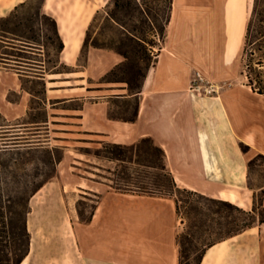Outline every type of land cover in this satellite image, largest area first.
<instances>
[{"label": "crops", "instance_id": "crops-1", "mask_svg": "<svg viewBox=\"0 0 264 264\" xmlns=\"http://www.w3.org/2000/svg\"><path fill=\"white\" fill-rule=\"evenodd\" d=\"M100 1H41L40 13L55 21L63 47L55 53L50 70L45 69V61H39L41 69L36 70L41 73L31 75L14 69V61L0 58L3 122L27 115L31 95L20 81L40 75L45 83L47 121L36 128H44L47 138L46 143L33 145L54 142L66 155L69 147L103 142L130 145L148 137L163 151L165 167L177 187L250 210L253 196L264 191V182L249 185L248 166L256 156H264V95L246 86L239 67L248 0H172L164 39L135 96L133 122L108 115L110 104L133 98L122 84L91 82L121 59L88 47L84 63L79 62L85 31ZM28 2L0 0V17ZM39 46L31 50L42 51ZM59 67L65 70L53 71ZM198 76L214 87L210 94L190 88ZM10 92L18 98L10 100ZM72 102L79 106L57 107ZM26 125L30 124L14 126ZM241 145L247 147L246 152ZM72 159L73 165L89 161L83 155ZM80 179L76 190L81 195L98 194L99 200L90 221L72 228L71 264H178V223L172 199L121 193L92 177ZM35 209L30 207L26 216L29 251L20 264H44L46 257L52 259L50 264L65 263L61 243L67 234L54 216L39 223L30 220ZM81 226L89 227V233H83ZM200 264H264V224L209 247Z\"/></svg>", "mask_w": 264, "mask_h": 264}, {"label": "trees", "instance_id": "trees-1", "mask_svg": "<svg viewBox=\"0 0 264 264\" xmlns=\"http://www.w3.org/2000/svg\"><path fill=\"white\" fill-rule=\"evenodd\" d=\"M39 3V7L40 4ZM150 4L144 0H112L113 9L107 12L108 18L115 22L120 30L121 35L125 39L124 49H117L116 52L120 54L125 61L131 59L128 70L131 72V78H118L112 77L116 69H122L125 65L121 62L110 69L103 76L105 82H124L127 85L129 95H133L135 100V108L132 116L129 118L113 117L110 113V118H117L125 122H133L136 117V95L140 92L141 83L145 76L146 70L152 64L151 55L153 50L156 52L160 48V43L165 36V27L169 21L170 9L172 0H150ZM252 0H248V21L246 25L242 59L245 62L243 74L246 78V86L253 92L264 95V11L257 10V0H253L252 9L250 12ZM28 5V3L15 8L13 12L5 17H0V40L11 43L13 45H6L0 42V50L3 46H9L19 51H32V48H37V33L33 27V16L28 18H19L18 11ZM36 11L34 16H40L44 19L47 25V33L45 39L48 44L56 52L60 51L63 47L62 42L57 33L56 23L48 16L42 15L40 10ZM118 12H121L118 13ZM120 14V15H118ZM137 15L138 23H132L131 18ZM89 41V27L85 31L83 39V46L85 48ZM45 45L42 44L41 47ZM91 47L98 49H106L109 47L98 45L96 42L91 44ZM39 49V48H38ZM7 52L0 51V58H6ZM156 56V54H155ZM14 57V56H11ZM3 62V61H2ZM41 69V68H38ZM41 73V72H38ZM58 73V72H55ZM35 79H29L28 82L35 83L40 87V91L32 88H26L21 84V88L31 95L29 100V110L31 100L34 99L37 104L44 107V93L45 83L41 79L42 76L35 75ZM28 115V112H27ZM30 122L24 124H39L45 123L46 115L39 121H35L31 117ZM0 128V130H15L21 127L14 125ZM26 127V126H25ZM19 131H12L13 133ZM17 134V133H15ZM20 135H11L8 141L17 142L20 140ZM26 146L18 145L19 143L1 144L0 156L6 154L18 155L24 157L29 154L31 150H43L39 146H33L28 142ZM26 147L24 151L19 152L20 148ZM243 152L247 151V147L241 145ZM55 149L46 150L45 157H39L42 164H58L61 161L60 157L50 154ZM50 154V155H49ZM84 154H87L85 152ZM102 156L111 162L118 163L117 169L118 182L110 187L121 193H132L137 195L154 196L159 198H169L173 200L175 213L180 218V223L185 225V231L176 236V245L178 248L177 261L178 264H200L205 251L214 244L224 241L234 235L243 233L255 225L264 224V205H262V194L264 191L259 192V195L253 196V205L250 210L241 209L227 201L217 200L201 195L196 192L189 191L185 188L176 186L171 174L167 171L164 161L163 151L153 144V141L148 138H141L136 143L130 145L106 143L102 145L101 149L94 153V156ZM157 156L158 162H155L152 167L159 170L160 174L151 179V189L146 187L145 183L137 178H134L130 172V165L133 164L135 159L150 162V160ZM261 159L264 156L258 155ZM254 160V159H253ZM253 160L248 162L250 167ZM137 164H140L137 162ZM48 178H44L38 183L31 191L30 197L35 194L46 182ZM202 202V203H200ZM203 204L208 211L218 212L222 210L226 212L224 222L219 219L213 220L208 215H203L201 209L197 205ZM181 207L185 208L184 217L181 214ZM94 209V205L91 207ZM216 209V211H215ZM29 212L27 201L21 198L7 199V205H2V196L0 194V264H20V262L27 256L29 251V232L26 228V216ZM236 213L239 217L237 219H230L232 214ZM91 216L82 223H87ZM216 230V231H215ZM206 233H215V237H205ZM196 234H198L196 236Z\"/></svg>", "mask_w": 264, "mask_h": 264}, {"label": "rangeland", "instance_id": "rangeland-1", "mask_svg": "<svg viewBox=\"0 0 264 264\" xmlns=\"http://www.w3.org/2000/svg\"><path fill=\"white\" fill-rule=\"evenodd\" d=\"M150 4V0H144ZM40 0H29L28 5L21 8L17 16L21 18H28L30 15L33 16V27L35 32L37 33V43L40 45L39 49L42 51H19V50H0L1 52H7L8 56L5 59L12 60V65H14V69L23 71V75H31V73H38L36 69H38L37 65H39V61H45V69L50 70L53 67V63L55 62V51L48 44L45 39V35L47 32V25L40 16H34L36 11L38 10ZM253 0L250 6V12L252 9ZM99 8L95 11L91 20L89 22V41L88 45L85 48H82L79 56V62L81 64L84 63L85 52L88 47H91L92 43H97L98 45L109 47L106 49H102L108 51L118 58L121 59V62H124L125 65L122 69H116L112 77L118 78H131V72L128 70V66L131 63V59L125 61V59L116 52L117 49H124L125 47V39L121 35V30L119 26L111 21L108 18L107 12L113 9L112 0H101L99 3ZM257 10L264 11V0H257ZM121 14V12H118ZM118 14V15H120ZM131 18L132 23L137 24L138 18L137 15H133ZM87 30V29H86ZM124 43V44H123ZM44 44V47L41 45ZM153 54L151 55V61H154L156 49L153 50ZM35 54H32V53ZM40 54V55H38ZM14 56V57H11ZM120 62V63H121ZM6 63V62H5ZM245 62L241 58L240 60V69L244 70ZM116 66V65H115ZM112 69V68H111ZM57 70H65L62 68L53 69V71ZM30 72V73H28ZM108 72V71H107ZM102 76L94 79L92 84H101L102 86L107 84H122L124 89H126L127 94L129 95L127 85L124 82H105ZM29 79L27 77L21 78L20 83L26 88H32L36 91H40V87L35 83L28 82ZM197 82L191 83V89ZM210 83H205L202 81L200 83L201 90L205 89H214V87L210 88ZM10 100H16L18 98L17 94L10 92L7 96ZM38 101L32 99L30 104V110H28V115L21 117L17 120L10 121L8 123L3 122L0 117V128L4 125H16V124H24L28 123L31 120V117L35 118V121H39L41 118H44L46 115V111L44 112L41 105L37 104ZM46 104V101H44ZM79 106V102H72L69 104L59 105L58 108H75ZM45 107V105H44ZM29 108V104H28ZM135 108V100L134 98H130L128 100L117 101L116 103L109 105V113L113 117L117 118H129L132 116ZM42 125V124H39ZM26 129L25 126H17L21 127L17 130H0V147L3 143H8L10 146L11 143H19L18 145L26 146L29 144L28 142L33 143H46L47 132L44 128H36V125L30 124ZM42 127V126H38ZM4 128V127H2ZM12 131H19L13 133H7ZM17 133V134H15ZM11 135H20L17 142L8 141L12 137ZM38 135V136H37ZM38 139V140H37ZM95 142L102 143L100 138H94ZM106 144L103 142L101 145H91L84 144L80 147H69V151L66 155H64V151L62 147L58 144L52 142L51 144H43L47 146H41L44 148L43 150H31L28 155L24 157H20L18 155H10L6 154L4 156H0V194L2 196V205H7V199L15 200L17 198L24 199L28 203V207L35 206L34 213L30 215V220L34 219V223H39L41 219H47L51 216L55 217V222L60 224V228L64 229L62 232L66 233V240L61 244L64 247V255L63 264H71L73 257V235L72 228L74 226L79 228V223H82L81 220H85L89 218L93 212L91 208L95 203L99 200V195L95 193L89 194H80L75 185L77 182L82 181L80 178H88L92 177L93 180L105 183L107 185H115L118 182L117 169H119L118 163L111 162L105 159L102 154L101 156H94V153L101 149L102 145ZM36 146V145H33ZM26 147L20 148L19 152L24 151ZM55 149L53 156L60 157L61 161L58 164H42L39 160V157L46 156V150ZM85 152L88 153L84 154ZM49 154V155H50ZM83 155L89 159L87 162H80L76 165L72 164L73 157ZM140 163V164H137ZM158 162V158L155 155L150 162H145L144 160L135 159L133 164H131L130 172L132 173L134 178L141 180L145 183L146 187L151 189V179L160 174L159 170L152 167L155 165L154 163ZM44 178H48L47 182L31 197V191L35 188V186L40 183ZM85 182V181H84ZM264 182V159L259 157H255L252 165L249 168V185H259ZM65 186V190L61 191V187ZM113 190V189H112ZM255 195H259V192ZM154 197V196H153ZM165 199V198H163ZM202 203V202H200ZM198 208L201 209L203 215L209 216L213 220L219 219L221 222H224L226 212L222 210H218V212H211L206 209L203 204H196ZM185 208L181 207V214L184 217ZM216 211V209H215ZM54 214V215H53ZM239 217L236 213L233 212L230 219H237ZM44 221V220H43ZM180 218L177 216L176 231L177 235L183 233L185 230V225L180 223ZM42 223H45L42 222ZM63 223L65 226H63ZM85 224V223H83ZM255 225L254 227H256ZM83 233H89V227L81 226ZM216 231V230H215ZM198 234H196L197 236ZM205 237H215V233H206ZM44 245H53L55 243L46 242ZM50 258L46 257L43 262L44 264L51 263ZM62 263V262H61ZM55 264V261H54Z\"/></svg>", "mask_w": 264, "mask_h": 264}, {"label": "built area", "instance_id": "built-area-1", "mask_svg": "<svg viewBox=\"0 0 264 264\" xmlns=\"http://www.w3.org/2000/svg\"><path fill=\"white\" fill-rule=\"evenodd\" d=\"M203 81V79L201 78V77H197V80L195 81V82H197L194 86H193V90H201V87H200V83ZM210 88H212L211 86H210ZM205 93H207V94H210L211 93V91H212V89H205V90H203Z\"/></svg>", "mask_w": 264, "mask_h": 264}, {"label": "bare ground", "instance_id": "bare-ground-1", "mask_svg": "<svg viewBox=\"0 0 264 264\" xmlns=\"http://www.w3.org/2000/svg\"><path fill=\"white\" fill-rule=\"evenodd\" d=\"M24 263V262H23Z\"/></svg>", "mask_w": 264, "mask_h": 264}]
</instances>
